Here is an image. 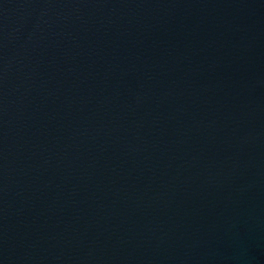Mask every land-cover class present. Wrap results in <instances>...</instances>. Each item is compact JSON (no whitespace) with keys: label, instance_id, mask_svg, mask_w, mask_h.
<instances>
[{"label":"water","instance_id":"water-1","mask_svg":"<svg viewBox=\"0 0 264 264\" xmlns=\"http://www.w3.org/2000/svg\"><path fill=\"white\" fill-rule=\"evenodd\" d=\"M0 264H264V0H0Z\"/></svg>","mask_w":264,"mask_h":264}]
</instances>
